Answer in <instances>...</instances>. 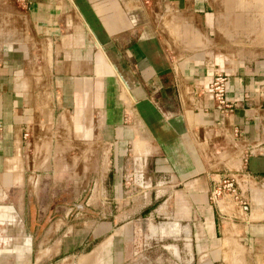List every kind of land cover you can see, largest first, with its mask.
<instances>
[{
    "label": "crops",
    "instance_id": "crops-1",
    "mask_svg": "<svg viewBox=\"0 0 264 264\" xmlns=\"http://www.w3.org/2000/svg\"><path fill=\"white\" fill-rule=\"evenodd\" d=\"M154 1L0 2V23L22 8L18 21L0 25V264H53L97 240L100 225L76 242L58 219L46 224L44 195L62 189L68 166L85 186L105 184L93 198H122L130 147L137 167L152 157L165 186L156 197H166L153 210L195 232L199 264L228 262L234 246L247 262L261 256L264 51L216 41L221 31L232 36L230 24L238 38L246 32L240 16L218 14L211 0ZM217 69L228 76V110L211 92ZM235 128L240 146L228 137ZM228 173L249 203L225 197L220 214L210 193ZM140 180L151 185L143 173ZM41 182L46 190L34 192ZM106 228L113 247V219Z\"/></svg>",
    "mask_w": 264,
    "mask_h": 264
},
{
    "label": "rangeland",
    "instance_id": "rangeland-1",
    "mask_svg": "<svg viewBox=\"0 0 264 264\" xmlns=\"http://www.w3.org/2000/svg\"><path fill=\"white\" fill-rule=\"evenodd\" d=\"M11 1L16 2V0H0L1 4L3 2L10 4ZM153 1L140 0V2L148 3ZM211 1L218 4V14L230 15L232 17L234 15L240 16L242 18L241 29L246 32V37L238 38L237 35L239 34H235L234 24H230L226 31L227 33H231L232 36L229 39H221L220 37L223 35V31H221V34L219 33L220 37L216 41L224 40L227 46H240L245 51H253L249 53L264 51V0ZM6 9L8 7H3V10ZM18 10V13L15 12L16 18L10 16V18L4 19L5 17L2 16L3 21L0 25L3 28H7L18 21L17 18L22 8H18ZM130 149L132 150L133 148L130 147ZM131 150L129 158H132V160L124 168L125 193L122 198L114 200L93 198L95 196V186L97 185L96 190L101 191L105 189V184H95L94 181L89 182L85 186V182H80L81 180H79L77 174L75 172L74 174L71 173L69 170L71 168H68V166L66 168L67 177L65 184L61 186L62 189L58 190L60 193L57 191L58 186H50L49 190L52 191L53 195L55 193L59 194L53 197L50 193L52 198L49 195H44V202L48 210L42 216H44L46 224L58 219L63 224V231L61 233L72 230L69 236L71 234L72 236L75 235L76 242L82 241L89 229H94L98 225L102 228V233L97 240H94L90 236L83 247H79V249L70 254L59 255L54 259L53 264H199V259L201 260V255L205 252H202L201 248L197 246L195 232L193 234L184 223H176L169 212L157 213L156 210H153L166 201V197H156V194L164 190L165 186L160 183L158 177H154L152 174V157L149 156L147 158L144 166L137 167L134 164L133 152ZM28 154L31 160L34 150H28ZM76 169H80V166ZM73 170L75 171V168ZM142 173L146 179L151 178V185L149 187L140 183V175ZM41 183L38 185L39 187L35 185L34 192L46 190L45 185H43L44 183ZM82 186L86 190L78 192L83 189L80 188ZM53 188H55L54 191ZM29 201L40 204L41 199L35 200L29 198ZM221 202H224V198L220 200ZM210 203L218 209V203H216V206L211 199ZM147 208L152 209L151 213H144ZM29 218L32 217L30 216ZM111 219L115 223L114 239L112 241L113 247H106L104 240L111 233H106L105 229H107L106 227ZM229 242L232 244L231 241ZM68 243L67 241L64 242L65 248H68ZM100 243H103V246L95 249L96 251L93 250ZM230 244L228 243V245ZM234 249L235 246L231 247V249L228 248L229 251L225 249L229 255L228 262H220L219 264H264L262 260L264 248H260L259 254L261 256H257L252 262H250L249 258V263L244 254H237ZM109 256H112V263L105 261Z\"/></svg>",
    "mask_w": 264,
    "mask_h": 264
},
{
    "label": "built area",
    "instance_id": "built-area-1",
    "mask_svg": "<svg viewBox=\"0 0 264 264\" xmlns=\"http://www.w3.org/2000/svg\"><path fill=\"white\" fill-rule=\"evenodd\" d=\"M227 82H228V76L220 69L215 70L214 81L211 85V92L214 94V96L220 102V104L225 106L226 110L231 108V106L228 104L226 100ZM228 137H231L230 142L233 146L236 145L240 146L239 144L242 138V133L240 129L235 128V130L232 133H230ZM222 152L224 153L226 152V150L223 149ZM210 194H211L210 199L212 200V202H214L216 206H217L216 203H218L217 207L220 214H222L223 212V209L220 205V200L222 198L228 197L227 203L229 205L233 204L232 206L234 207L237 206L240 208H244L249 203V198L245 194V191L242 190L240 184L229 173L226 175L225 178H223L222 181H220L212 188Z\"/></svg>",
    "mask_w": 264,
    "mask_h": 264
}]
</instances>
